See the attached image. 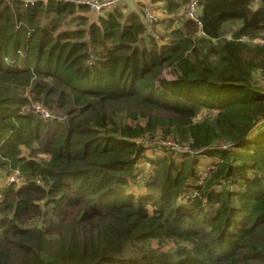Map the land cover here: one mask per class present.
Here are the masks:
<instances>
[{"label": "trees", "instance_id": "16d2710c", "mask_svg": "<svg viewBox=\"0 0 264 264\" xmlns=\"http://www.w3.org/2000/svg\"><path fill=\"white\" fill-rule=\"evenodd\" d=\"M198 4L203 38L183 17L149 31L141 5L91 22L0 1V179L21 176L0 190V264H264V46L246 42L264 40V0ZM155 137L182 153L146 157Z\"/></svg>", "mask_w": 264, "mask_h": 264}, {"label": "rangeland", "instance_id": "374dc122", "mask_svg": "<svg viewBox=\"0 0 264 264\" xmlns=\"http://www.w3.org/2000/svg\"><path fill=\"white\" fill-rule=\"evenodd\" d=\"M124 3H126V4L122 3L123 5L121 7L127 8V10L129 8L131 11L137 12L138 10L141 9L140 4L136 3L134 1L124 2ZM185 5L182 8L183 11L179 10L178 13H182L183 12V14H184ZM90 16L92 17V19H96L97 18L96 15L91 14V13H90ZM183 16L185 18V14ZM157 21L158 20H156V22ZM68 25H69V23L67 22V26ZM157 25H158V22L156 24H154L153 26H150V27L147 25V28L150 29L149 31H152L153 27L155 29V27ZM238 28H239V23H228V24H226L224 26V28H223L222 39L230 40L231 37H232V34ZM196 37L197 38H203V36L200 35V34H197ZM261 38H256L253 41H249V42L246 41V42L249 43V44H252V45H263L264 46V40H262ZM167 76H168V74L165 75V77H167ZM253 83H254L255 87H257V89L264 90V77H262L259 72H256V73L253 74ZM214 115H215V111H209L206 108H204V109H201L198 112V115L196 117V121H201V120H203L205 118L213 117ZM53 118L54 117L51 114V118L49 119L48 123H51L53 121ZM260 125L262 126V124H260ZM145 146H146V149H147L146 157H148V158H154V157H157V156L160 157V156H166V155H170V156L173 157V154H177V153L182 151L177 145H175L173 143V141L171 139H161L160 137H155L153 139L147 140V142L145 143ZM36 152H38V150H36ZM23 153L25 155H28V151H26V150H23ZM37 155H38V157H37ZM36 158L45 159L46 157L43 154H41V153H36ZM199 161H200L199 168H200L201 172L206 171L208 169L209 164L211 163V160H209L208 157H202V158H200ZM140 168H145L146 170H149V165H148V163L146 161H143L140 164V166L138 167V169H140ZM12 174L9 177H12L13 176ZM9 177L7 176L6 179L5 178L4 179H0V190L8 182ZM16 183H18L17 185H19V184H21V181L18 180ZM137 190L138 189H134L133 188V191L136 192ZM147 247L151 248V250H154V251H156L158 253H161V252H166V251H173L174 249L177 248V244L175 242H171V241H165V242L152 241Z\"/></svg>", "mask_w": 264, "mask_h": 264}, {"label": "built area", "instance_id": "2783aa9c", "mask_svg": "<svg viewBox=\"0 0 264 264\" xmlns=\"http://www.w3.org/2000/svg\"><path fill=\"white\" fill-rule=\"evenodd\" d=\"M2 2H10L12 0H0ZM24 3L25 6H33L35 3L42 2L44 4L50 2V1H62L64 3H72L77 7H86L92 14L94 15H101L106 11H110L120 4L124 2H130L134 1L136 3H139L142 6L143 16L145 20V24H147L149 27L156 24V15L153 13V4L157 0H20ZM184 14L185 18L189 21H192L196 24L197 29L199 31V34L203 36V34L200 32L202 25L200 22V15H201V8L198 4V0H191L189 1L185 7H184ZM150 30V29H149ZM152 36L156 37V34L153 32H150ZM33 110L41 115L44 119L51 118V113L47 110H45L41 106H35ZM261 121L260 123H263ZM12 177H9L8 183H16L18 180L21 181L20 174L15 171ZM203 176V175H201ZM18 184V183H16Z\"/></svg>", "mask_w": 264, "mask_h": 264}, {"label": "crops", "instance_id": "0c3cea01", "mask_svg": "<svg viewBox=\"0 0 264 264\" xmlns=\"http://www.w3.org/2000/svg\"><path fill=\"white\" fill-rule=\"evenodd\" d=\"M126 4V3H123ZM123 4H120V6H122ZM181 11H183L182 9H180ZM125 14L130 13V12H134L131 11L129 8L128 10L124 11ZM153 13L156 15L157 17V22L158 25L155 27V32L158 35L161 36H165L168 34L169 30L167 28V24L170 23L171 21H174V24L172 25V27H176L179 25V21L180 19L183 17L184 18V14L182 13H170L169 9L167 8V5L165 3V1L163 0H157L154 4H153ZM90 21H95L96 19H92V17L89 15Z\"/></svg>", "mask_w": 264, "mask_h": 264}, {"label": "water", "instance_id": "95a60500", "mask_svg": "<svg viewBox=\"0 0 264 264\" xmlns=\"http://www.w3.org/2000/svg\"><path fill=\"white\" fill-rule=\"evenodd\" d=\"M32 111H34V110L32 109Z\"/></svg>", "mask_w": 264, "mask_h": 264}]
</instances>
